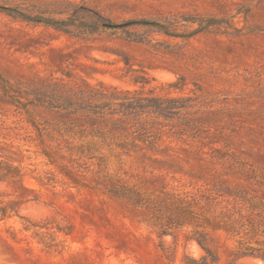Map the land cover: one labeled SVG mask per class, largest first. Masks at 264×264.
<instances>
[{"label": "rangeland", "instance_id": "rangeland-1", "mask_svg": "<svg viewBox=\"0 0 264 264\" xmlns=\"http://www.w3.org/2000/svg\"><path fill=\"white\" fill-rule=\"evenodd\" d=\"M75 5L113 22L178 24L181 15L222 22L219 30L190 38L152 33L149 42H136L120 30L80 34L73 27L68 34L0 9V74L67 80L69 72L89 84L158 96L200 94L210 126L193 138L162 128L153 143L166 163L160 170L135 159L145 145L131 146L129 155L103 147L96 155L105 163L80 160L73 183L48 164L16 106L0 94V150L23 173L14 184L0 181V199L18 202L19 215L35 225L23 229L26 220L16 215L0 219V264H182L184 254L199 257L202 249L185 229L160 237L146 209L113 197L104 185L124 184L147 197L162 186L188 192L219 178L254 183L252 177H264V0H0V6L54 18ZM178 77L180 87L173 85ZM45 175L58 182L45 183ZM253 191L264 196V188ZM218 264H227L224 255ZM233 264L264 262L244 257Z\"/></svg>", "mask_w": 264, "mask_h": 264}, {"label": "trees", "instance_id": "trees-1", "mask_svg": "<svg viewBox=\"0 0 264 264\" xmlns=\"http://www.w3.org/2000/svg\"><path fill=\"white\" fill-rule=\"evenodd\" d=\"M0 9L21 20L42 23L68 34L73 27L80 34L120 30L136 42H149L152 33L190 38L213 28L219 30L222 22L198 15H181L178 24L144 18L113 22L85 5L73 6L64 18L30 14L9 6ZM64 75L67 80L38 77L10 80L0 74V94L16 106L17 113L29 126V139L40 148L48 164L73 183L77 182L80 160L98 158L101 165L105 163L103 154L96 155L103 147L119 148L121 155H129L131 146L138 151L140 144L145 145L146 152L141 151L135 159L142 168L150 161L160 170L166 163L156 157L158 149L153 143L162 128L169 126L168 131L178 138H193L210 126L200 94L158 96L117 89L102 82L89 84L73 78L69 72ZM182 81L178 77L173 85L180 87ZM74 138L80 142L74 143ZM12 159V155L0 150V181L14 184L23 173ZM229 168L236 167L230 164ZM44 178L48 184L58 182L49 175ZM252 180L255 182L219 178L188 192H170L162 186L161 191L147 197L124 184L104 188L113 197L146 209L148 222L156 227L160 237L185 229L186 237L199 245L202 254L199 257L184 254L182 264H218L222 255L227 264L244 257L264 262V196L253 191L264 188V177ZM12 215L26 220L25 230L35 226L19 215L18 202L0 199V219Z\"/></svg>", "mask_w": 264, "mask_h": 264}]
</instances>
